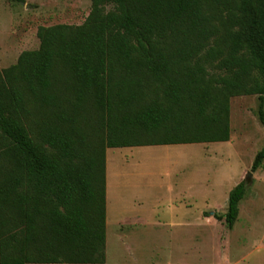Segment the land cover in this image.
I'll return each mask as SVG.
<instances>
[{
    "label": "trees",
    "instance_id": "trees-1",
    "mask_svg": "<svg viewBox=\"0 0 264 264\" xmlns=\"http://www.w3.org/2000/svg\"><path fill=\"white\" fill-rule=\"evenodd\" d=\"M90 1L0 68V264L105 262L107 148L227 142L230 95L264 131V0Z\"/></svg>",
    "mask_w": 264,
    "mask_h": 264
},
{
    "label": "rangeland",
    "instance_id": "rangeland-1",
    "mask_svg": "<svg viewBox=\"0 0 264 264\" xmlns=\"http://www.w3.org/2000/svg\"><path fill=\"white\" fill-rule=\"evenodd\" d=\"M90 0H0V68L39 45L41 25L81 24ZM257 95H230L227 142L106 149L103 264H264V142ZM264 110V104H263ZM250 173V176L247 174ZM248 178L228 228V193Z\"/></svg>",
    "mask_w": 264,
    "mask_h": 264
},
{
    "label": "crops",
    "instance_id": "crops-1",
    "mask_svg": "<svg viewBox=\"0 0 264 264\" xmlns=\"http://www.w3.org/2000/svg\"><path fill=\"white\" fill-rule=\"evenodd\" d=\"M175 145H179V144H175ZM152 146H154V145H152ZM137 147H138V146H137ZM139 147H140V146H139ZM107 171H108V165H107V170H106V158H105V191H106V189H107V192H108V190H109V180H107V182H106V178H107V176H108Z\"/></svg>",
    "mask_w": 264,
    "mask_h": 264
},
{
    "label": "water",
    "instance_id": "water-1",
    "mask_svg": "<svg viewBox=\"0 0 264 264\" xmlns=\"http://www.w3.org/2000/svg\"><path fill=\"white\" fill-rule=\"evenodd\" d=\"M247 175L250 176V173H248Z\"/></svg>",
    "mask_w": 264,
    "mask_h": 264
}]
</instances>
